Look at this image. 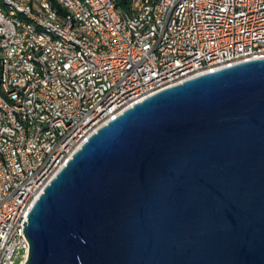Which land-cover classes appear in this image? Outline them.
<instances>
[{
    "label": "water",
    "instance_id": "water-1",
    "mask_svg": "<svg viewBox=\"0 0 264 264\" xmlns=\"http://www.w3.org/2000/svg\"><path fill=\"white\" fill-rule=\"evenodd\" d=\"M24 221V264H264V57L101 126Z\"/></svg>",
    "mask_w": 264,
    "mask_h": 264
},
{
    "label": "built area",
    "instance_id": "built-area-1",
    "mask_svg": "<svg viewBox=\"0 0 264 264\" xmlns=\"http://www.w3.org/2000/svg\"><path fill=\"white\" fill-rule=\"evenodd\" d=\"M94 1L109 18L110 35L108 45L85 46L87 61H78L76 51L40 42L21 21L0 14L1 31L7 37L2 45L6 84L20 86L19 106L31 104L29 117L10 116L0 131V264L26 262L30 245L23 223L28 221L29 205L44 191L43 181L57 175L87 134L105 125L106 117L156 89L217 67L264 57V0H184L191 4L194 36H187L181 24L183 9L178 23L168 24L174 0H162L157 16L148 15L149 1L129 0L139 28L144 18H151L149 35L138 36L137 42L126 40L122 22L108 0ZM79 14L89 30L82 11ZM44 24L71 38L67 20ZM153 34H160V44L152 43ZM21 39H28V49H21ZM31 54L39 55L42 68L29 62ZM61 54H68V62L57 65ZM36 69L52 70V77L41 82L40 91L31 92V99H21V92L28 91L23 76L31 74L35 79ZM67 83H76V91L67 90ZM61 129L69 130V138L53 145V136ZM19 164H26V172H19Z\"/></svg>",
    "mask_w": 264,
    "mask_h": 264
},
{
    "label": "bare ground",
    "instance_id": "bare-ground-1",
    "mask_svg": "<svg viewBox=\"0 0 264 264\" xmlns=\"http://www.w3.org/2000/svg\"><path fill=\"white\" fill-rule=\"evenodd\" d=\"M108 1L112 5L114 14L122 22L126 40L137 42L138 36L149 35L151 18H144L142 27L139 28L134 5L129 4L128 11H124L118 4V0ZM147 1H149L148 15H159L162 0ZM182 9L181 24H185L187 36H194L193 23L189 22L191 4H184V0H174L169 8L168 24L178 23ZM79 11H82L89 30L82 25ZM0 14L10 21H21L34 37L40 38V42H51L65 52L76 51L78 61H87L85 46L108 45L109 18L103 14V10H98L94 0H47V3L43 0H0ZM66 20L70 24L71 38L59 34L58 30L50 29L44 24V22L60 24ZM152 43L160 44V34H153ZM4 44H7V37L1 31L0 25V131H2L3 124L9 123L10 116L26 118L31 113L30 103H23L19 106L16 102L20 101V86L11 85L9 88L6 84L5 50L2 46ZM21 49H28V39H21ZM29 62L35 63V68H42V61H39L38 54L29 55ZM64 62H68V54H61V58H57V65H64ZM219 68L222 67H217L216 70ZM49 77H52V70L36 69L35 79L38 82L32 79L31 74H24L23 83L27 85L28 91L21 92V99H31V92L40 91L41 82H48ZM67 90L76 91V83H67ZM160 90L162 89H156V92ZM150 95L153 94H147L146 97ZM131 106L133 105H123L122 110H116V113L105 118V124ZM91 135L87 134L85 142ZM67 138H69V130L61 129L53 136V145H60V142ZM66 164H63V167ZM19 172H26V164H19ZM49 183L50 181H43V188ZM33 204L29 205V211Z\"/></svg>",
    "mask_w": 264,
    "mask_h": 264
},
{
    "label": "trees",
    "instance_id": "trees-1",
    "mask_svg": "<svg viewBox=\"0 0 264 264\" xmlns=\"http://www.w3.org/2000/svg\"><path fill=\"white\" fill-rule=\"evenodd\" d=\"M118 4L123 8L124 11H128L129 9V0H118Z\"/></svg>",
    "mask_w": 264,
    "mask_h": 264
}]
</instances>
